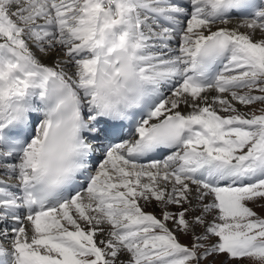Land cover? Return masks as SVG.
<instances>
[{"label": "bare ground", "instance_id": "1", "mask_svg": "<svg viewBox=\"0 0 264 264\" xmlns=\"http://www.w3.org/2000/svg\"><path fill=\"white\" fill-rule=\"evenodd\" d=\"M71 1L73 2H68L63 7L67 8V10L73 8L74 10L71 12V15L73 14L72 16H74L75 13L80 11V9L77 8L80 2L78 3V0ZM130 1L132 0H91V10L95 12V15L90 18V20L81 19L74 22V27L70 31L64 29L62 23L54 24V29L60 27L59 25L63 28L59 30V32L57 31L58 38L52 41V32L51 35H47L44 38L40 37L41 39H38L43 42V44L39 47L44 46L45 48L46 46L55 51H64V53H62L64 57L61 59H55V54L53 55V53H51L49 55V53L43 51V49H41V51H36L32 47L36 46V43L17 42L18 44H16L14 43L15 40H13L15 34L10 35V33L0 31V59L14 71L8 73L4 70L2 71V68L0 69V79L3 80L6 88L4 97L7 98L10 95V101L16 103H21L22 100L26 98L28 103L32 105L38 97L44 104L47 102L45 96L49 92L50 86L56 84L64 95L66 104L75 109L78 117L85 116L87 119L84 124L92 128L95 124L94 114L97 113L95 107L96 103L100 101L101 97L107 93L108 89L111 87V85L108 84L107 89L102 88L99 90L92 86L93 81L96 79L98 68L102 63L99 57L121 55L127 62H125L127 68L132 70L136 76L146 77L150 85L149 97L151 107L153 108V114L151 119L145 120L139 126L138 130L142 134L156 128L160 123L168 120H178L180 123H183L184 131L189 127L188 124L191 122H199V124L202 125V122H204L206 125H203L205 129L206 127L210 129L209 124L206 123L207 120L205 121L207 111L212 110V114L215 115L217 113L216 110L221 107L220 100L223 101L225 95L228 97L227 100H231V97L228 93L219 94V92L212 90L217 84L223 83L222 79L219 77L216 78L215 82L210 87L204 89H192L190 87L189 69L192 65L195 52L200 46L212 38L221 37L234 41L233 44L231 43L228 45L227 55H232L233 53L236 55V53L243 51L242 48L246 49L247 47L254 57L257 59L260 57L258 60L260 61L259 63H264V22L262 23L263 31H261L257 25L253 24L254 22L252 23L253 18H255L253 16L246 19L228 18L215 25L212 24L213 22L205 24V22L197 20L203 17V13L200 14L199 12L201 11L198 10L196 6L195 11H192L193 18L189 25V27L191 26L189 35L180 31L181 35L174 37V34H177L174 30L181 28V20H163L162 24L166 27V29H164L157 25L156 19L153 17L148 19L151 23H154L152 26H156L158 29V35H160L158 36L157 34H149L142 25L137 24L142 21L137 18L136 12L133 13L132 9H130L133 5ZM193 1L195 5L197 2H200V0ZM207 1L208 0H204L203 2L205 3ZM222 1L223 0H209L208 2H212V4L215 2L219 5ZM31 2L32 0H11V2L5 5V9L9 10L10 7H17L21 13H25L22 7L27 4L29 17H32L34 13L31 12L33 9L31 7ZM87 2H90V0L85 1V3ZM74 4L75 7H73ZM125 4H130V6L127 7ZM58 9L55 8V10ZM43 10L44 9L40 11V14L44 13ZM50 10L51 9H49V11ZM50 12H52V16L53 12L55 13L57 20L61 19L62 15L58 17L56 11ZM82 12L83 11H80L79 14ZM68 13H70V10H68ZM184 13H186V11ZM211 15H213V12L209 10V13L206 14L203 21L209 18V16L211 17ZM153 16H155V14ZM181 16L183 15L178 14L179 18H181ZM73 30L81 34L84 32L85 35L91 32L89 38H87V36L82 37L72 46L69 45V48L67 47L68 49L65 48L66 45L62 48L64 43L59 39L63 37V33L68 34L69 32H74ZM187 30L189 29L187 28ZM54 34H56V32ZM105 35L108 36V39H104ZM142 35L143 37L140 38L139 36ZM186 36L188 38L192 36L190 42L187 41L188 39H186ZM157 39H160L159 42L164 44L159 45L155 43ZM185 39L187 41L186 48L180 50L179 48L184 44L183 41H185ZM175 43L176 45H174ZM235 47H237V49H235ZM141 49L147 50L146 55L141 52ZM246 50L244 51L246 52ZM154 56L161 58L163 60L161 64H165L167 68L158 72L153 71L150 60H159L152 59ZM77 57H82V59L73 61ZM245 57L237 56L232 58L228 61V65H224L222 68L233 66L236 67V69H244L248 66L245 65L246 62L244 63L246 60ZM80 62L87 63L86 68L80 67V69L75 70L73 65L80 64ZM77 73L83 74L80 80H76L75 78ZM224 82H226V86H232L236 83L232 78ZM143 84L146 85L147 83ZM152 93L156 95L153 94L152 96ZM166 93H172L173 96L168 97L166 102H164L167 97L165 96ZM35 105L37 106V104ZM87 113L90 114L89 117L86 116ZM46 114L47 118L46 115L42 114L40 111L43 120H41V125L35 129V140H28L29 132L27 128H23L26 134L25 151L23 154H20L17 158H11L3 155L0 149V232H3L1 234L4 236V241H6L5 244H0L1 259L5 260L7 264H40L39 261L46 262L47 264H79L77 257L69 250L64 249V246L57 247V245L54 246L55 244H49L48 239L50 238V232L55 231V234L72 240L79 245L80 239L84 236L93 247L102 251L103 257L112 254L117 260H126L127 258L125 256L114 252L117 246L115 245L113 234L108 226L100 221L101 217L94 205L97 202H102L101 197H105L107 200L116 196L115 193L108 192L109 190L113 191L114 189H120L126 191L127 194V191L131 190L133 192L132 194H138V189L143 186L145 187V184H142L145 180L143 181L138 175L147 171L146 176L148 178L155 177L157 176V171H162V166L160 167L161 169L155 168V166L149 168L132 166L123 162L124 153L119 146L115 147V153H113L114 149H107L108 151H106L105 154H99L98 156L103 157L110 155V158L112 157L114 160L118 158L117 161H120L116 166L112 167L110 164L104 162V167H99L97 172H93V179L85 186V189L81 193L69 199L67 203L61 204L54 209V211L36 216L33 211L28 209L26 197L24 195L20 196L17 191L24 188L33 178L34 174L29 170L30 167L34 165L38 152L42 149L48 150L52 146L51 140L44 141L46 131L49 127L48 119L50 118L49 112ZM27 117L30 119L32 127L35 117L28 113ZM1 126L2 123L0 127ZM81 134L85 137L88 136L87 133L83 131H81ZM187 135L191 134L187 133ZM199 135L200 134L196 131L193 137L195 136L196 139H202ZM221 138L220 140L222 141ZM195 146L197 147L193 149H198L197 151L202 155L201 151H204V149H200L199 145ZM205 154L201 159H198V162L191 166V172L188 174V176L191 174L189 176L191 181H200L203 188L204 186H209L211 189L218 190L221 184L241 182L245 179L248 181L251 180L250 176H245L244 179H242L240 177L242 173L237 172V167L241 166L239 163L237 164V162L241 159H235V163L229 162L228 164V160L231 161L232 159L221 158L218 156L217 152H215V154H212V152L208 155ZM207 157H210L212 160L214 159V161L220 160L219 162L221 164H211L203 167L198 166V164ZM110 168L112 169V174L109 172ZM241 169H243V167H241ZM163 171L165 170L163 169ZM154 172L156 174H154ZM116 173L120 174L122 180L114 184L115 180H112V175ZM247 174L252 176L250 171L245 173V175ZM99 176L102 178V183L99 190L95 191L94 180ZM162 177L165 178L167 176ZM148 185L149 188L150 186L151 188L153 186L154 188L160 187L159 195L161 197L163 196L164 190L167 191V194L171 190L167 188L168 184L163 181V178L160 180L157 179L153 184ZM103 186L104 189H100ZM121 186H123V189ZM86 187L87 189L91 188L89 191L94 199L87 197L85 193L87 191ZM192 188L188 185L186 189L192 191L193 195L197 193L198 189ZM198 188L201 189L202 187ZM60 210L63 216H67L68 221H74L80 218L86 220L88 223L86 224V229L83 228L81 225L82 223H77L80 229H67L65 224L60 220L61 217L58 215V211ZM73 210H75V212ZM27 218H30V220L27 221ZM54 224H57V226ZM18 227L21 230H25V233H19ZM59 227L64 232L60 231ZM99 242L104 244L103 248L98 246ZM50 253H52V256L55 255V257L49 256ZM11 254H14V256L11 257Z\"/></svg>", "mask_w": 264, "mask_h": 264}, {"label": "rangeland", "instance_id": "2", "mask_svg": "<svg viewBox=\"0 0 264 264\" xmlns=\"http://www.w3.org/2000/svg\"><path fill=\"white\" fill-rule=\"evenodd\" d=\"M85 1L78 0L80 5L77 8L83 12L79 14L80 11H78L72 16L71 12L74 9H68L70 10V13H68L67 8L63 7L68 2H73L71 0H32L31 7L33 9L31 12L34 14L29 17L27 4L22 7L25 13H21L17 7H10L9 10L5 9V5L11 0H0V31L10 33V35L15 34L13 40H15L14 43L16 44L25 42L36 43V46H32L36 51L43 49L49 55L51 53L55 54V59H61L64 57V54L62 55L64 51H55L46 46L45 48L44 46L39 47L43 44L39 39H41L40 37L44 38L47 35H51L52 32L51 40L53 41V39L58 38L57 33L59 30L64 28L70 31L74 27V22L81 19L90 20L95 15V12L91 10V0L87 3ZM164 1L166 3L171 2L169 0ZM203 1L200 0L196 4L197 9L201 11L199 13H203V17L197 20L209 24L211 21L206 19L203 21V18L209 13L212 3H209V0L205 3ZM130 2L133 3L130 9H132L133 13L136 12L137 18L142 21L137 24L142 25L150 34L158 35V29L156 26H152L154 23L148 20L142 10L145 8L164 10L165 8L169 9V7L167 5H157L155 0H132ZM126 6L129 7L130 4ZM73 7H75V4ZM55 8L59 9L55 10ZM42 9H44L45 14H40ZM49 9H51L50 11H56L58 17L62 15L61 19L57 20L54 12L52 16V12ZM192 11L195 10H190L180 25V31L188 35L191 31V26L189 27V25L193 18ZM168 14L165 13L166 16ZM172 17L168 15V18ZM254 19L252 23L254 22L253 24L263 31L264 3L262 4L261 12ZM59 23H62L63 28L59 25L60 27L54 29V24ZM216 23L213 22L212 24L215 25ZM55 32L56 34H54ZM63 34V37L59 39L64 43L62 48L64 45H66V47L64 46L65 48H69V45L72 46L78 39L86 36L84 32L81 34L77 31ZM142 37L143 35L140 36V38ZM186 39L190 42L192 36L189 38L186 36ZM186 39L179 48L180 50L186 48ZM159 40L157 39L155 43L160 44ZM242 49V52L245 53L243 57L246 56L244 63H248H245L248 66L244 69L241 68V70L236 69V67H234V70L233 67H227L223 70L220 76L223 83L217 84L212 90L219 92V94L228 93L231 100H227L228 97L225 95L223 101L220 100L221 107L216 110L217 113L215 115L212 114V110L207 111L205 121L207 120L206 123L209 124L210 129H207V127L205 129L206 125L204 122L202 123L205 126L200 124L196 129L202 139H196L194 136L193 140L185 141L186 144L184 147H180L177 153L164 157L162 163L155 166V168L162 166V171H157V176L148 178L146 176L147 171L138 175L143 181L145 180L142 183L145 184V187H140L138 194H132L131 190H129L130 192L127 191L128 194L120 189H114V192L109 190L108 192L115 193V198L106 200L105 197H101L102 202H97L100 204L96 203L94 205L101 217L100 221L107 225L113 234L115 245L117 246L114 252L125 256L128 261L127 259L117 260L112 254L103 257L102 251L93 247L84 236L80 239L79 245L52 231L48 239L49 244H55L54 246L57 245V247L64 246V249L69 250L77 257L79 264H264V174H262L264 173V63H259L260 57L258 59L254 57L247 47V50ZM146 53L147 51H145L144 55ZM232 57H235V54L230 58ZM81 59L82 57H77L73 61ZM150 62L152 70L155 72L167 68L165 64H161L158 60H150ZM84 64L85 62H80V64L73 65V67L75 70L80 69V67L86 68L87 63ZM1 68L2 71L4 70L8 73L13 71L2 59H0ZM81 77H83L82 73L75 75L76 80H80ZM229 78H232L236 83L232 86H226L224 81ZM4 85L5 83L0 79V102L3 100L6 89ZM165 96L167 97L164 102L173 94L166 93ZM27 107H30L29 104H27ZM32 112L35 113L37 111L33 110ZM35 121L36 123L32 129V134L34 135L35 129L41 125V117L36 115ZM32 139H34V136ZM195 145H199L202 150L204 149L206 154L204 151H201L202 155L199 154L198 149H193L197 147ZM191 150L197 152L198 159H201L204 154L208 155L210 152L212 154L217 152L221 158L232 159L231 161L228 160V164L229 162L235 163V159H241L237 164L239 163L242 167L255 171L257 177L255 180L245 184L227 186L218 191L206 188V186L203 188L202 184L192 182L188 178L191 174L188 177L184 176L183 169H186V167L182 165H184L185 159L188 161L192 159V154L189 153ZM182 158L183 160L180 161ZM117 159L110 158V155L97 158L98 164L95 171L97 172L99 167H104V162L112 167L116 166L120 161H117ZM219 161L208 162L206 165L221 164ZM241 166L237 167L238 173H243L242 170L244 168L241 169ZM109 170L112 174V169L110 168ZM154 174L156 173L154 172ZM254 174L245 176L254 177ZM161 175L167 177L164 178ZM112 176V180H115L114 184L117 181L121 182L122 179L119 173ZM162 178L168 184L167 188L171 190L168 194L164 190L161 197L159 195L160 187L154 188L153 186L151 188L150 186L149 188L148 184H153L157 179L160 180ZM258 178L263 179L255 182ZM94 181V189L98 191L102 183L101 176ZM186 185L193 187L192 189L197 188L198 194L192 195V191L186 189ZM245 185L248 186L234 188L235 186ZM197 186L202 188L200 189ZM121 188L123 189V186ZM100 189H104V186ZM89 190L91 188H88L85 192L87 197L94 199ZM73 211L75 212V210ZM58 213L61 217L60 220L67 229H80L78 224L81 223L83 228L86 229V224L88 223L83 218L68 221L67 216L62 215L61 210ZM54 225L57 226V224ZM59 230L64 232L60 227ZM18 231L19 233L22 232V234L25 233V230H21L19 227ZM98 246L103 248L104 244L99 242ZM51 254L49 256L55 257V255L52 256ZM39 262L40 264H47L43 261Z\"/></svg>", "mask_w": 264, "mask_h": 264}]
</instances>
